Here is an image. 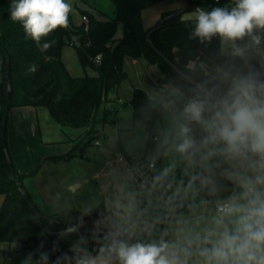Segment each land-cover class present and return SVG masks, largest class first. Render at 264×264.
<instances>
[{
    "label": "clouds",
    "instance_id": "9594fccd",
    "mask_svg": "<svg viewBox=\"0 0 264 264\" xmlns=\"http://www.w3.org/2000/svg\"><path fill=\"white\" fill-rule=\"evenodd\" d=\"M71 12L66 0L10 6L11 20L42 52L55 43L42 38L67 28ZM194 20L189 39L205 46L217 39L224 59L177 70L181 83L150 102L168 122L147 158L151 176L141 174L98 210L91 232L53 264H264V0L198 8ZM162 157L168 162L157 168ZM128 175L136 180L134 170ZM83 225L82 215L58 236ZM89 236L98 245L91 251ZM43 246L34 264H48Z\"/></svg>",
    "mask_w": 264,
    "mask_h": 264
},
{
    "label": "trees",
    "instance_id": "16d2710c",
    "mask_svg": "<svg viewBox=\"0 0 264 264\" xmlns=\"http://www.w3.org/2000/svg\"><path fill=\"white\" fill-rule=\"evenodd\" d=\"M112 1L116 9L113 19H98L94 14L86 12L87 15L84 16L87 17V21L79 25L69 24L67 28H59L42 38L41 44L55 42L49 50L42 52L36 42L26 37L22 25L11 20L10 6L13 0H0V41L8 50L12 62L11 107L13 105L46 107L52 118L61 126L84 128L88 136L98 122H110L118 112L113 106L114 99L111 98L110 91L118 88L127 78L124 68L126 56L137 59L146 54L149 61L157 64L162 70L160 83L166 85L181 83L177 79V71L150 46L146 39L148 31L154 26L149 28L144 26L142 11L160 0ZM227 2L228 0H218V2L202 0L190 1V4H199L205 11H210L213 7L225 6ZM172 12L164 13L162 19ZM160 22L161 20L158 23ZM120 24L123 26V34L117 37ZM183 24H195V20L183 18L182 15L174 16L161 23L160 28L156 29L151 37L154 45L182 70L186 67L176 59L173 43L163 40L159 30L165 26ZM74 38H77V44L73 41ZM67 43L74 46L83 67H92L97 75L73 76L70 73L61 57L62 48ZM0 51L3 56V66L0 67V194L4 196L0 206V241L20 243L17 249L3 250L2 264H24L29 253L33 254L32 260L36 261L41 243L44 246L40 250L51 253L48 262L55 261L57 256L69 252L72 247L58 234L73 223L40 209L38 210L41 216L38 217L22 193V190H26L23 183L24 175L17 171L13 160L14 172L7 162L4 152L3 118L8 81L6 57L1 49ZM98 55L101 56L100 62L96 61ZM214 57L217 56L202 50L199 60L195 63L211 61ZM33 64L38 70L30 73L28 68ZM150 102L155 103L145 89L134 87L129 104L133 109L134 118L141 119L146 126L147 149L154 150L160 134L156 126L164 115L152 110L149 107ZM6 147L8 148V141ZM143 172L149 176L152 174L147 169V162L143 165ZM15 174L17 178L14 177ZM88 218L89 216H85L83 220ZM83 227L92 230L93 225L84 224ZM54 246L57 250L52 252ZM27 264H31L30 260Z\"/></svg>",
    "mask_w": 264,
    "mask_h": 264
},
{
    "label": "rangeland",
    "instance_id": "374dc122",
    "mask_svg": "<svg viewBox=\"0 0 264 264\" xmlns=\"http://www.w3.org/2000/svg\"><path fill=\"white\" fill-rule=\"evenodd\" d=\"M190 1L202 0H160L142 11L146 28L156 26L162 15L179 11ZM71 4L69 24L79 25L86 20V12L98 19L115 17L112 0H66ZM172 12V13H173ZM194 10H187L183 18H194ZM195 24L165 26L159 30L161 38L173 43L175 57L188 67L197 62L202 50L224 59L220 43L214 39L210 45H201L189 36ZM123 34L120 24L117 37ZM73 41L77 44V38ZM61 57L73 76H95L92 67H83L75 48L70 43L63 46ZM3 66V56L0 67ZM124 68L127 78L118 88L110 91L113 106L118 109L112 121H100L87 136L84 128L64 127L57 123L43 106L32 105L10 108L7 141L12 160L19 173L24 175L23 183L38 209L72 223L83 215L89 216L84 224L93 225L100 209L114 204L122 190L133 187L143 174V165L153 150L147 149L148 133L144 122L135 119L129 104L134 87L145 89L155 102L162 89L169 85L159 82L162 70L151 63L146 54L137 59L125 57ZM103 105L100 111L102 113ZM165 116L157 123V130L167 127ZM168 158L157 161V168L165 166ZM134 170L136 180L129 178ZM4 196L0 194V206ZM95 209L85 214L87 209ZM88 234V233H85ZM80 233H71L64 239L73 246ZM19 242L0 241V264L4 262L3 250L19 248ZM88 249L98 247L89 236ZM54 261L48 262L53 264ZM34 264V260H30Z\"/></svg>",
    "mask_w": 264,
    "mask_h": 264
},
{
    "label": "water",
    "instance_id": "95a60500",
    "mask_svg": "<svg viewBox=\"0 0 264 264\" xmlns=\"http://www.w3.org/2000/svg\"><path fill=\"white\" fill-rule=\"evenodd\" d=\"M203 9V7L199 4L196 3H191L188 6H186L185 8H182L179 11L173 12L169 15H167L166 17H164L160 23H158L156 26H154L151 30L148 31L147 35H146V39L148 41V43L150 44V46L159 54L163 57V59L176 71L177 70H181V68H179L172 60H170L167 56H165L152 42V33L156 30L159 29L161 26V23H164L166 20L174 17V16H180L182 15L184 12H186L187 10H194L196 11L197 9ZM0 49L4 52L5 57H6V75H7V90H6V103H5V113H4V118H3V141H4V152L6 155V159L7 162L11 168V170L14 172V167H13V162L11 159V156L9 154V150L6 147V141H7V128H8V119H9V113H10V108H11V99H12V62H11V56L8 52V50L2 45L1 41H0ZM15 178H17L16 174L14 175ZM17 183L20 185V182L17 181ZM22 193L25 197V199L27 200V202L29 203V205L31 206L32 210L36 213V215L38 217L41 216L40 211L38 210V208L36 207V205L34 204L33 200L31 199L29 193L27 192V190H22ZM75 224V223H73ZM72 225V224H71ZM91 229L88 228H84L81 227L78 233H90Z\"/></svg>",
    "mask_w": 264,
    "mask_h": 264
},
{
    "label": "crops",
    "instance_id": "0c3cea01",
    "mask_svg": "<svg viewBox=\"0 0 264 264\" xmlns=\"http://www.w3.org/2000/svg\"><path fill=\"white\" fill-rule=\"evenodd\" d=\"M163 39V38H162ZM165 41H167L166 39H163ZM169 42V41H168ZM175 54V53H174ZM177 59V58H176ZM2 60V52L0 51V62ZM178 60V59H177ZM179 61V60H178ZM181 63V62H180ZM182 64V63H181ZM183 66H185V64H182ZM0 102H1V74H0ZM1 105V104H0Z\"/></svg>",
    "mask_w": 264,
    "mask_h": 264
},
{
    "label": "built area",
    "instance_id": "2783aa9c",
    "mask_svg": "<svg viewBox=\"0 0 264 264\" xmlns=\"http://www.w3.org/2000/svg\"><path fill=\"white\" fill-rule=\"evenodd\" d=\"M83 18H84L86 21L88 20L86 16H84ZM96 61H98V62L101 61V56H100V55H98V56L96 57Z\"/></svg>",
    "mask_w": 264,
    "mask_h": 264
}]
</instances>
